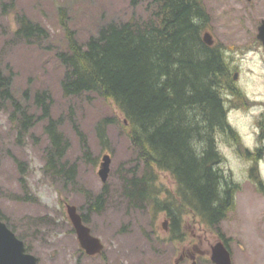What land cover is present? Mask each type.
I'll use <instances>...</instances> for the list:
<instances>
[{"label":"rangeland","instance_id":"374dc122","mask_svg":"<svg viewBox=\"0 0 264 264\" xmlns=\"http://www.w3.org/2000/svg\"><path fill=\"white\" fill-rule=\"evenodd\" d=\"M148 1L0 0V68L12 73L13 93L27 102L36 116L43 109L35 100L36 93L46 91L51 96L50 116L60 119L58 130L63 145H67L62 160L66 168L76 165L75 181L66 182L64 170L58 175L45 171V148L50 144L47 118L35 119L29 131L20 133L19 123L10 119L12 105L0 106V212L24 235L39 256L38 264H74L75 257L82 264H192L190 257L181 259L180 253L195 251V246L201 251L197 264H216L211 260L212 247L221 235L230 246L233 264H264V185L261 189L258 184L264 180V157L245 153V144L254 145L255 125L250 115L230 113L229 121L242 139L235 141L233 148L220 138L218 146L222 173L237 185L235 206L217 226L206 225L183 207L177 237L171 231L168 210H156L151 199L130 203L126 195L124 177H129V168L135 166L136 151L129 125L115 103L95 93L63 94L64 68L57 53L67 48L66 30L86 41L109 21L146 18ZM205 3L213 25L210 31L229 65L231 84L264 97V57L243 48L245 37H253L258 29L246 25L250 23L247 13L237 11L232 0ZM19 14L42 25L47 37H32L30 41L16 37ZM260 14L256 11L249 16L254 19ZM109 117L115 120L107 124L104 142L96 125ZM106 153L111 155V163L108 179L103 182L98 171ZM155 174L158 198L178 203L175 180L166 171L156 169ZM104 186V206L100 211H87L84 193L97 195ZM68 203L87 211L93 233L104 243L101 255L81 254L68 217Z\"/></svg>","mask_w":264,"mask_h":264},{"label":"trees","instance_id":"16d2710c","mask_svg":"<svg viewBox=\"0 0 264 264\" xmlns=\"http://www.w3.org/2000/svg\"><path fill=\"white\" fill-rule=\"evenodd\" d=\"M146 8V18L109 21L86 41L67 29V48L57 53L64 68L61 88L67 97L95 93L111 100L127 120L136 151L135 166L124 177L130 203L151 199L156 207L169 211L174 228L183 207L207 225L217 226L235 206L237 186L222 173L217 145L222 134L237 137L227 117L225 92L233 83L229 65L221 49L203 39L207 22L203 0H150ZM17 22L16 37L30 41L48 35L24 14L17 15ZM11 79L12 73L0 68V106L12 105L11 119L19 123L20 133L29 131L35 119L47 118L50 144L45 148L44 170L53 175L64 170L66 182L75 181V163L66 168L62 160L67 145L58 130L60 119L50 116L51 96L46 91L36 93L35 100L43 107L36 116L13 93ZM114 120L103 118L97 123L102 141L107 140V124ZM156 169L175 180L178 203L158 198ZM105 187L97 195L84 193L87 211L101 210ZM79 210L89 222L83 206ZM0 218L26 242L1 212ZM27 249L32 251L29 244Z\"/></svg>","mask_w":264,"mask_h":264},{"label":"flooded vegetation","instance_id":"af4514ba","mask_svg":"<svg viewBox=\"0 0 264 264\" xmlns=\"http://www.w3.org/2000/svg\"><path fill=\"white\" fill-rule=\"evenodd\" d=\"M234 3V6H237V11H242L246 12L247 16L249 18V22L246 25L252 27V28H257L259 29V26L264 22V0H232ZM205 8L207 10V5L205 3ZM256 11H261L262 14L255 16L254 19H252L249 15L250 13L256 12ZM206 26L207 29H212L213 25L211 24V17L209 12L207 11L206 13ZM246 27V26H245ZM215 39V37H214ZM243 48H247L251 52L258 53L262 57H264V41L261 37L257 34L254 35L253 37L246 38L245 37V42H243ZM215 45L220 49V44L217 43L215 39ZM231 90L229 91V111L228 117L230 113L232 112H243L251 116V120L253 121L255 125V129L253 130L252 136H254V139L252 138V141L254 140V145L249 144L244 146L245 152L248 151L250 153H258L260 158L262 159V156L264 157V97H261L259 95H251L249 93H246L243 89L239 90L236 86H230ZM11 119V117H10ZM12 120V119H11ZM234 130L236 131L238 140L242 139V135L240 132L234 127ZM237 137L231 138L230 142L232 143L233 148H236V144L233 143L234 141H238ZM251 138V137H250ZM239 150V149H238ZM168 216L172 220L173 224V218L170 215V213H167ZM166 222H170V219H166ZM71 223V221H70ZM72 225V223H71ZM173 226V225H172ZM168 228V227H166ZM168 230V229H167ZM72 231L76 233L73 225H72ZM171 231L174 233L175 231H178L175 233L177 237H179V228H174L172 227ZM77 235V234H76ZM78 239V236H77ZM79 242V239H78ZM79 248L81 250L82 255H87V256H94V255H89L86 253V251L81 248L80 242H79ZM198 251L201 252L196 246H195V251H183L180 253V258H188L192 259V264H197L196 257H198ZM102 254V253H101ZM100 254V255H101ZM74 264H82L80 259L78 257H75V262ZM105 264H110L109 262H105Z\"/></svg>","mask_w":264,"mask_h":264},{"label":"water","instance_id":"95a60500","mask_svg":"<svg viewBox=\"0 0 264 264\" xmlns=\"http://www.w3.org/2000/svg\"><path fill=\"white\" fill-rule=\"evenodd\" d=\"M259 30V37L264 41V22ZM203 38L207 44H213V36L209 31L204 33ZM110 163L111 155L109 153L104 154L98 171L103 182L108 179ZM67 212L82 248L90 255L101 253L104 248L103 242L98 236L93 235L91 228L84 223L77 206L67 204ZM212 259L217 264H232L230 252L223 242H218L214 246ZM38 261L37 255L26 250L24 240L0 218V264H38Z\"/></svg>","mask_w":264,"mask_h":264}]
</instances>
